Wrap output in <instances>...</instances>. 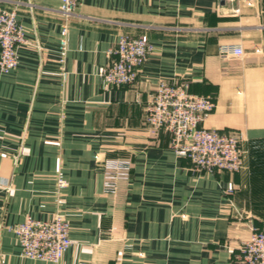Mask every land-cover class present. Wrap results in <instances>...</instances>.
Here are the masks:
<instances>
[{
	"label": "crops",
	"instance_id": "crops-1",
	"mask_svg": "<svg viewBox=\"0 0 264 264\" xmlns=\"http://www.w3.org/2000/svg\"><path fill=\"white\" fill-rule=\"evenodd\" d=\"M0 7L26 39L0 71V264H241V243L264 230V0H82L67 21L59 0ZM121 35L153 48L133 84L108 87L98 68ZM158 81L213 98L202 125L239 138V172L194 170L168 132L145 125ZM97 155L130 163L115 194ZM56 213L73 244L57 263L23 257L8 227Z\"/></svg>",
	"mask_w": 264,
	"mask_h": 264
},
{
	"label": "built area",
	"instance_id": "built-area-1",
	"mask_svg": "<svg viewBox=\"0 0 264 264\" xmlns=\"http://www.w3.org/2000/svg\"><path fill=\"white\" fill-rule=\"evenodd\" d=\"M82 0H59V12L65 20L75 13ZM232 1V0H229ZM235 8L234 12H238ZM67 23L60 29L59 48L67 46ZM26 41L14 9L0 7V71L7 73L17 64V46ZM153 48L146 35H121L107 54L110 60L98 68L101 82L108 87L131 85L138 70ZM222 55L241 57L238 44H222ZM214 100L209 95L189 90L187 82L158 81L146 90L143 103L144 123L151 130H165L170 134V147L180 158L187 159L194 170L239 172L243 167L244 150L234 134L206 128L203 120L213 110ZM104 171L103 191L115 194L118 184L129 175L127 160L96 156ZM0 180V186H2ZM64 182L59 180V186ZM9 185H6L8 188ZM20 245V254L29 259L57 263L73 244L70 225L63 214L49 219L27 216L11 224ZM241 264H264V230L253 228L249 237L238 248Z\"/></svg>",
	"mask_w": 264,
	"mask_h": 264
},
{
	"label": "rangeland",
	"instance_id": "rangeland-1",
	"mask_svg": "<svg viewBox=\"0 0 264 264\" xmlns=\"http://www.w3.org/2000/svg\"><path fill=\"white\" fill-rule=\"evenodd\" d=\"M235 13H239V12H235Z\"/></svg>",
	"mask_w": 264,
	"mask_h": 264
}]
</instances>
